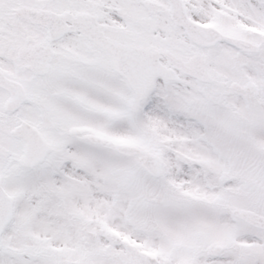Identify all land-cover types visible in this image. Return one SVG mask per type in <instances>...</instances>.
I'll return each mask as SVG.
<instances>
[{"label":"snow or ice","instance_id":"obj_1","mask_svg":"<svg viewBox=\"0 0 264 264\" xmlns=\"http://www.w3.org/2000/svg\"><path fill=\"white\" fill-rule=\"evenodd\" d=\"M0 264H264V0H0Z\"/></svg>","mask_w":264,"mask_h":264}]
</instances>
